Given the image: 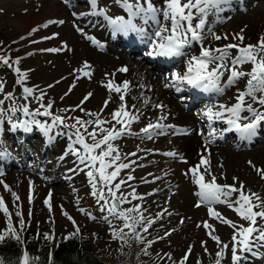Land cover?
Instances as JSON below:
<instances>
[{
    "label": "rangeland",
    "instance_id": "1",
    "mask_svg": "<svg viewBox=\"0 0 264 264\" xmlns=\"http://www.w3.org/2000/svg\"><path fill=\"white\" fill-rule=\"evenodd\" d=\"M73 1L74 3L68 7L65 0H61L63 6L58 4L59 0H0V29L1 37L5 40L3 46L13 43L17 47L18 55H22L17 66L27 73L24 86L34 89L36 95L43 90L46 93L44 103L49 100L54 102L52 107L54 114L89 119L79 110L66 113L60 110L81 105L85 96L92 93L81 107L87 112L100 113L103 119L111 120L110 114L121 103L116 93H110L104 87L108 80H111L115 84H121L123 81L130 83V90L125 97L126 103L130 110L132 105H135L143 113L139 121L132 125L134 133H139L147 124L156 122L159 116L167 115L163 123L174 126V129H168L167 132L172 133L175 130L183 134L157 135L152 140L131 135L114 141L121 155V161L118 163L130 164V168L121 171L115 182H119L121 178L127 180L129 174L134 177L126 185H122L121 192L128 194L135 190L145 199L134 200L132 203L141 204L146 210V216L155 218L157 214H162L163 218L152 225L149 234H145L148 241H153L151 247L147 248V255L141 250L146 245L138 244L133 239H130L128 244L112 240L108 224L99 219L104 213H101L95 198L90 194L91 187L85 175L88 169L78 165L76 157L65 155L67 144L70 142L68 138L61 136L49 142L39 129L33 128L31 132H24L19 128L13 129L8 117L5 116L0 122V180L3 179L10 191H6L4 185L0 184V197L3 198L9 210L12 224L15 227L19 226L20 217L16 216V212L20 211L26 223V230L21 235L30 231L48 233L53 237L52 240L58 235H69L78 227V235L87 238L92 253L105 264H179L188 253L190 246L191 252L186 264H214L215 253L219 248L202 226L207 221L214 226V235L229 244L221 264H232V229L216 219H211L207 214L206 206H195L198 202V197L194 194L197 188L191 183L190 174L185 175V173L189 168L196 166L203 156L210 161L211 172L217 177V183L231 185L233 178L236 177L238 181L246 185L247 189L264 197V179H261L255 170L256 168L264 169V158L260 160L253 153L259 146L264 147V132L260 133L259 143L247 148H237L230 139L224 143H208L207 140L213 141L215 138L209 136V126L205 132L203 131L205 117H202V113L205 109L202 110L200 106H197L193 107L191 112L186 111L183 105V101L187 102L186 93H177L174 89L164 86L167 82L166 77L169 78L172 71H183L182 60L165 69L168 70L166 72L154 70L145 63L144 57H147L145 52L148 48L140 42L136 34L130 33L127 37L117 34L114 38L105 20L103 19L100 23L102 17L86 19L79 16L81 13L89 12L85 1ZM255 1L257 4L245 8L246 11L236 12L237 14L229 13L230 18L224 19L222 23L215 26L218 34L229 36L228 40L209 39L206 44L218 47L230 42L238 43L231 37L233 34L240 33L242 29L245 37L243 43L256 44L258 38L264 35V2ZM153 3L159 7L162 5V0H153ZM98 6L106 9L107 15L112 18L126 17V13L116 4V0H98ZM227 13L226 10L225 14ZM214 19L215 17L210 16L209 22H213ZM50 21L54 23H49ZM60 21L63 23H59ZM136 23L139 25L141 22L137 20ZM46 24L47 27H44ZM77 28L82 29L83 34L77 31ZM33 29L36 31L33 32ZM71 36L75 37L76 45ZM86 37H92L101 42L104 45L102 52H99ZM131 43H139V49H133L136 53H128L127 44ZM86 47L95 54L103 55H106L107 51L115 52V49L117 53H121L123 59L111 58L113 64L110 65L103 61L96 64L93 59L84 55ZM48 49H58V51L51 52L47 51ZM192 51L198 54L199 47H194ZM96 62H99V59ZM85 64L89 66L87 69L84 68ZM139 66L143 69H139ZM124 67L127 71L120 72L119 69ZM250 68L251 65L246 64L241 67V70L247 72ZM81 69L90 72L91 76L82 75L78 71ZM145 71L148 72L149 78L143 75ZM150 73L160 77L159 86L153 82ZM113 75L122 79L115 81ZM16 78L11 68L0 64V82L4 85L0 99L4 98V94L11 93L18 105L28 103L30 110H35L39 104L31 98L29 101L21 99L22 87L14 84ZM246 79L244 78L237 85L241 90L244 88ZM74 83L75 87H72L69 92V88ZM235 92L236 88L228 90L224 96L219 97L218 102L234 103V99L230 97H234ZM65 93L68 94L65 95ZM162 97L171 98L172 103L177 104L182 114L193 113L200 119V124L196 123L184 128L183 125L186 126V124L170 112L171 105L163 104ZM181 98H183L182 101ZM145 99L149 101L147 105L144 104ZM105 100L110 101L106 108ZM210 102L213 104L217 101L212 98ZM156 104H162L165 107L161 110L155 107ZM10 105V101H5L4 110H7ZM8 115L11 114L8 113ZM12 119L15 121L28 119V117L17 112ZM37 119L42 122L48 121L46 117H37ZM221 124L217 122L211 125V128L219 129ZM261 128L264 129V126ZM88 130L91 131L92 128L89 127ZM87 142L91 143V140L88 139ZM170 151L178 153L177 158L173 159L164 155ZM131 153L136 155H129ZM22 162L24 166H21ZM10 163L13 164L11 167H5ZM78 166L84 168V171H69ZM155 177L160 179L154 180ZM30 182L31 203H29ZM13 192L19 197L18 200L13 199ZM149 193L154 194L149 195ZM45 199H49L51 210L45 205ZM129 199H131L130 196ZM130 206L122 205L124 208ZM213 207L225 218L247 226L246 222L241 221L226 205L217 204ZM80 209L90 212L98 219L90 220ZM68 216L72 220H69ZM7 220L8 218L0 212V231L7 227ZM115 223L118 224L119 221ZM197 225L201 226L197 227ZM166 233L171 234L166 236ZM202 242H205L203 247ZM259 251V256H249L242 264H264V249ZM166 254H170L171 259Z\"/></svg>",
    "mask_w": 264,
    "mask_h": 264
},
{
    "label": "snow or ice",
    "instance_id": "2",
    "mask_svg": "<svg viewBox=\"0 0 264 264\" xmlns=\"http://www.w3.org/2000/svg\"><path fill=\"white\" fill-rule=\"evenodd\" d=\"M65 2L70 4V0H65ZM87 3L90 12L81 13L79 16L103 17L114 38L117 34L127 37L130 33H134L141 43L147 45L148 50L145 52L147 57L163 58L169 62L182 60L184 70L182 72L172 71L170 78L166 77L167 82L164 86L174 89L177 93L195 90L201 94L210 95L217 101L206 106L202 113V117H206L209 123V136L223 138L225 133L235 132L241 141L250 142L257 135L258 128L264 126V35L258 38L256 44L245 45L243 43L245 37L242 34L244 30L242 29L240 33L233 34L231 37L238 43L230 42L218 47L206 44L209 39L214 41L229 39L227 34H218L215 31V26L222 23L224 19L230 18L225 17L223 13L231 6L232 0H162V5L159 7L153 3V0H116V4L126 13V17L115 18L108 16L106 9L99 8L98 0H87ZM74 15L77 14L74 13ZM210 16L215 17L211 23L209 22ZM137 20L141 22L139 25L136 23ZM49 23L54 22L50 21ZM59 23H63V21ZM44 27H47V24ZM148 28H151V31H148ZM32 31L34 32L36 29ZM77 31L83 34L82 29L77 28ZM86 38L97 48L104 47L96 39ZM196 46L199 47L198 54L192 51ZM47 51L56 52L58 49H48ZM19 63V59L10 61L7 56L0 57V64L15 72L16 83L22 87L21 99L29 101L31 98L39 104V107L30 110L28 103L18 105L16 98L11 93L4 94V98L0 99V122L7 116L13 129H23L24 132H31L33 128L39 129L49 142L54 141L57 137L66 136L70 142L65 155L76 157L78 165H83L88 169L85 175L91 187L90 194L95 198L101 213H104L99 219L108 224L112 240L128 244L129 240L133 239L138 244L146 245L141 250L147 255V248L151 247L153 241H148L145 234H149V229L158 219H162L163 215L157 214L155 218L146 216V210L142 208L141 204L132 203L134 200H144V196L138 195L135 190L128 194L121 192L122 185H126L134 177L129 174L127 180L121 178L119 182H115L121 171L130 168V164L118 163L121 161V155L114 141L131 135L152 140L157 135L183 133H177L175 130L172 133L167 132L168 129H174L173 125L163 123L167 119V115L159 116L156 122L149 123L139 133H134L132 125L139 121L143 113L135 105H132L130 110L126 103L125 97L130 90L128 81L115 84L109 80L104 85L110 93H116L121 102L117 109L110 114L111 120L103 119L100 113L87 112L81 107L92 93L85 96L81 105L72 109L60 110L65 113L79 110L84 112L89 119L54 114L52 112L54 102L49 100L44 103L46 93L43 90L39 95H36L34 89L24 86L27 73L16 66ZM246 64L251 65L247 72L241 70V67ZM88 67L87 64L84 65L85 69ZM78 71L84 76H91L90 72L83 69ZM119 71L126 72L127 68H121ZM244 78L247 79L243 90H241L237 85ZM72 87H75V83L69 88V92ZM232 88H236V92L230 99H234L235 102L231 104L219 103V97L224 96ZM3 89L4 85L0 82V93H3ZM67 94L65 93V95ZM5 101L11 102L7 110L3 108ZM109 102V100H105V108ZM148 103L149 101L145 99L144 104ZM155 107L163 110L165 106L156 104ZM17 112L28 119L14 121L12 117H15ZM37 117H46L50 122H42ZM216 122L226 124L227 127L212 129L211 125ZM105 125L112 126L106 127ZM89 127L92 128L91 131L88 130ZM88 139L91 140V143L87 142ZM77 145L79 147H76ZM129 155H136V153ZM164 155L175 159L178 153L170 151ZM249 163L251 164V162ZM253 167L255 166L253 165ZM84 168L78 166L69 171L79 172L84 171ZM109 169L112 171H108ZM201 169L203 170L201 171ZM255 170L260 178L264 179V169L256 168ZM188 174H190L191 183L197 188L194 194L198 197V202L195 206H206L211 219H216L232 229V264H242L247 261L249 256H259V250L264 249V197L247 189L246 185L238 181L236 177L233 178L231 185L217 183V177L211 172L210 161L203 156L196 166L188 169L185 175ZM159 179L160 177L154 178V180ZM0 184L4 185L6 191H10L3 180H0ZM151 194L154 193H149V195ZM12 196L14 200L19 199L14 192ZM29 203H31V182ZM44 203L51 210L49 199H45ZM125 204L131 206L122 207ZM217 204L226 205L235 212L241 221L246 222L247 226L222 216L213 207ZM80 211L90 220L98 219L84 209H80ZM0 212L8 218L6 229L0 231V245L9 240H14L18 245H24L26 241L21 233L26 230V223L21 212H16V216L20 217L18 227L12 224L9 210L2 197H0ZM68 219L72 220L70 216ZM116 221L119 223H115ZM73 224L75 225L74 221ZM200 226L197 225V227ZM202 226L219 248L215 253L214 264H221L229 244L214 235L213 225L205 221ZM78 234L79 228L76 227L73 235ZM170 234L166 233L165 235ZM68 238L65 237V239ZM44 239L50 241L53 237L46 233ZM204 244L205 242H202V247ZM190 252L191 246L179 264H186ZM205 252H207L206 247ZM166 255L171 259L170 254ZM38 261V257H33L23 247L15 261L0 256V264H38ZM47 264H52L51 254Z\"/></svg>",
    "mask_w": 264,
    "mask_h": 264
},
{
    "label": "trees",
    "instance_id": "3",
    "mask_svg": "<svg viewBox=\"0 0 264 264\" xmlns=\"http://www.w3.org/2000/svg\"><path fill=\"white\" fill-rule=\"evenodd\" d=\"M1 32L0 29V57L7 56L10 61H14L12 57L18 54L17 48L14 47L13 43L3 46L5 40L1 37ZM44 234L46 233L33 231L24 233L22 235L26 241L24 245H18L14 240H9L0 245V256L15 261L23 247L33 257L39 258L38 264H47L50 254L52 264H105L92 253L87 238L73 235L71 232L69 235H58L54 240L48 241L44 239ZM65 237L69 238L65 239Z\"/></svg>",
    "mask_w": 264,
    "mask_h": 264
},
{
    "label": "bare ground",
    "instance_id": "4",
    "mask_svg": "<svg viewBox=\"0 0 264 264\" xmlns=\"http://www.w3.org/2000/svg\"><path fill=\"white\" fill-rule=\"evenodd\" d=\"M262 1V0H261ZM61 4L62 6H63V4H62V2H61V0H59V2H58V4ZM254 4H257L256 2H250V3H248L247 5H245L244 6V8H248V7H250V6H253ZM72 37V39L75 41V45H76V43H77V41L75 40V37H73V36H71ZM136 40V39H135ZM130 41V40H129ZM130 43V42H129ZM128 43V44H129ZM132 44V43H131ZM123 45H125V44H123ZM143 45V44H142ZM137 50V49H136ZM105 51H107V50H105ZM114 51L116 52H109V51H107V52H105L106 53V55H103V54H95V53H93L91 50H90V48H88V47H86V49H85V51H84V55L85 56H87V57H90V59H93L94 60V63H100V61H103V62H105L106 64H113V62L111 61V58H115L116 60H122L123 58V56L121 55V53H117V51L114 49ZM98 59H99V62H96V60L98 61ZM130 61H132V60H130ZM93 63V64H94ZM92 64V65H93ZM95 65V64H94ZM93 65V66H94ZM105 66H107V65H105ZM104 66V67H105ZM139 69H143L142 67H140L139 66ZM183 70H184V68H183ZM118 75V74H117ZM143 75H147V78H149V76H148V72L147 71H145V72H143ZM114 76V78H115V81H118V80H120V79H122V78H124V76H122V75H120L122 78H120V79H118L119 77L118 76H116V75H113ZM150 76H151V78H152V80H153V82L157 85V86H159L160 84V77L158 76V75H156V74H151L150 73ZM113 78V79H114ZM109 81V80H108ZM190 96V95H189ZM190 98V97H189ZM207 98H205V99H203V100H206ZM161 101H162V103L163 104H168L169 106H170V109H172V110H170V112L171 113H174V115H175V117H177L178 119H181L182 121H183V124H186V126L185 125H183L184 126V128H187V126H189V127H191L193 124L195 125L196 123H197V125H199L200 124V119L198 118V117H196L193 113H185V114H182L181 113V111H179L178 110V107H177V104H174V103H172L173 101H172V99L171 98H168V97H166V98H161ZM179 101V100H178ZM200 100H195V99H193V98H190V105H196L198 102H199ZM179 103V102H178ZM227 103V102H226ZM168 106V107H169ZM167 109V108H166ZM160 112V111H159ZM191 123V125H189ZM227 127V125L226 124H224V128H226ZM260 132H261V129L260 128H258V130H257V135L255 136V137H253L252 138V140L250 141V142H247V141H241L240 140V138H239V136H238V134H236L235 135V137H234V142H235V145L237 146V147H240V148H247V147H249V146H251V145H253V144H256L258 141H259V136H260ZM228 133H230V132H228ZM228 133H225L224 135H223V138L222 139H224L227 135H228ZM259 143V142H258ZM261 144V143H260ZM68 145V144H67ZM253 146H255V145H253ZM257 146V145H256ZM254 156L256 157V158H258V159H260L261 160V158L263 157L264 158V147L263 146H259L258 148H256L255 150H254ZM25 156V155H24ZM4 176V175H3ZM9 176V175H8ZM3 180V179H2Z\"/></svg>",
    "mask_w": 264,
    "mask_h": 264
}]
</instances>
